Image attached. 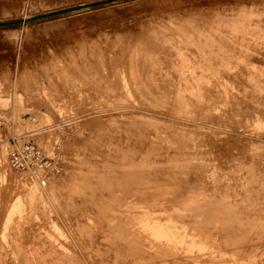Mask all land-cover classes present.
<instances>
[{
	"label": "rangeland",
	"instance_id": "374dc122",
	"mask_svg": "<svg viewBox=\"0 0 264 264\" xmlns=\"http://www.w3.org/2000/svg\"><path fill=\"white\" fill-rule=\"evenodd\" d=\"M262 19L264 0H0V264H214L129 252L122 210L165 187L225 215L218 264H264ZM28 142L60 172L14 171Z\"/></svg>",
	"mask_w": 264,
	"mask_h": 264
},
{
	"label": "bare ground",
	"instance_id": "6f19581e",
	"mask_svg": "<svg viewBox=\"0 0 264 264\" xmlns=\"http://www.w3.org/2000/svg\"><path fill=\"white\" fill-rule=\"evenodd\" d=\"M238 18L239 17H237V19H235V20H238ZM215 19H217V18H215ZM262 20H260V23L262 22ZM223 21H224V19H223ZM243 23H244V21H243ZM251 23L252 22H250V24ZM241 24H242V22H241ZM258 26L261 27L260 24ZM204 28H206V27H204ZM193 31H194V29H193ZM202 33H203V31H202ZM245 33H247V32H245ZM193 34H194V32H193ZM210 34H212V33H210ZM243 35H246V34H243ZM236 36H237V34H236ZM238 39H240V38H238ZM246 39H247V37H246ZM185 40H187V39H185ZM247 40H249V39H247ZM214 42H215V39H214ZM29 116L31 117V115H29ZM155 116H156V113H155ZM34 117H35V115H34ZM36 117H37V115H36ZM31 118H33V116ZM23 119H24V117H23ZM29 119H26V120H29ZM37 120H39V119H37ZM25 121H23L24 124L26 123V125H27V123H28V126H29L30 125L29 122L28 121L25 122ZM39 122H41V121H39ZM31 123L33 124V121ZM33 125H35V124H33ZM33 125L32 126L30 125V127H35ZM37 125L38 124L36 123V127H37ZM109 188H111V187H109ZM134 190L137 191V188H134ZM168 190H169V188L165 187V190L162 194L158 193L157 195H147V196L142 194L139 196V198L141 199V201L139 203L133 202V203L129 204L128 207L126 206L127 208L125 210L124 209L122 210V217L123 218L121 220V224H122V228L125 230V234H126L125 236H126L127 241H128V242L126 241L127 242L126 247L129 249V252L131 253V255H135V256H137V258H140V259H145V258H154L155 259V258H160L161 256H172L174 258L184 257L185 259H187L191 262H194V261L200 262L202 259L206 258V259H208L209 262H211V263L213 262L214 264L225 263L226 260H224L223 253H221L222 251L220 249L218 251H214V252L213 251L212 252L211 251H205V248H207L209 246L210 247H219V248H221L223 246L221 242H219L213 238V236H215L213 233L218 228V226H216L217 223H219V222L223 223L224 222V224H226V225L228 224V222L225 221V219H226L224 217L225 215L221 216V213L215 209H212V211L211 210H207L206 212L204 211L202 214H200V212H195L193 210L190 212H187L186 204H184L183 202H181V201H168L169 198H171V199L179 198V196L175 195L174 193H172L171 196H169L170 193L168 192ZM138 191L141 192L142 188H139ZM222 205H223V203H222ZM111 210H113V207L111 208ZM111 210L108 208V209H104L101 211H102V214L104 216H105V214L108 216V214L111 212ZM230 213H232V212H230L229 210H228V212H224V214H226V215H228V214L231 215ZM109 224H111V223H109ZM245 227L246 226L244 225V228ZM225 233H227V232H225ZM240 234H239V236H240ZM218 235H220V234H218ZM232 238H234V237H232ZM230 246H232V245H230ZM217 255L219 258H217ZM187 263H188V261H187ZM203 263H205V262L203 261Z\"/></svg>",
	"mask_w": 264,
	"mask_h": 264
},
{
	"label": "built area",
	"instance_id": "2783aa9c",
	"mask_svg": "<svg viewBox=\"0 0 264 264\" xmlns=\"http://www.w3.org/2000/svg\"><path fill=\"white\" fill-rule=\"evenodd\" d=\"M10 165L16 172H44L47 174L59 173L58 159L48 156L37 145L28 142L10 151Z\"/></svg>",
	"mask_w": 264,
	"mask_h": 264
},
{
	"label": "water",
	"instance_id": "95a60500",
	"mask_svg": "<svg viewBox=\"0 0 264 264\" xmlns=\"http://www.w3.org/2000/svg\"><path fill=\"white\" fill-rule=\"evenodd\" d=\"M43 17H45V16H43V15L42 16H37V17L32 18L30 21H35V20L41 19Z\"/></svg>",
	"mask_w": 264,
	"mask_h": 264
},
{
	"label": "trees",
	"instance_id": "16d2710c",
	"mask_svg": "<svg viewBox=\"0 0 264 264\" xmlns=\"http://www.w3.org/2000/svg\"><path fill=\"white\" fill-rule=\"evenodd\" d=\"M11 25V23H9V24H4V26H10Z\"/></svg>",
	"mask_w": 264,
	"mask_h": 264
}]
</instances>
